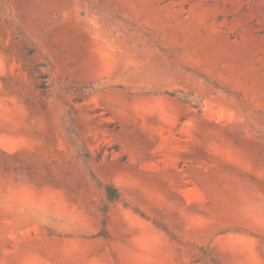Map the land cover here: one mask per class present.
I'll use <instances>...</instances> for the list:
<instances>
[{
  "label": "rangeland",
  "instance_id": "1",
  "mask_svg": "<svg viewBox=\"0 0 264 264\" xmlns=\"http://www.w3.org/2000/svg\"><path fill=\"white\" fill-rule=\"evenodd\" d=\"M0 264H264V0H0Z\"/></svg>",
  "mask_w": 264,
  "mask_h": 264
},
{
  "label": "trees",
  "instance_id": "2",
  "mask_svg": "<svg viewBox=\"0 0 264 264\" xmlns=\"http://www.w3.org/2000/svg\"><path fill=\"white\" fill-rule=\"evenodd\" d=\"M105 192H106L107 199L111 202L118 201L120 198L118 191L112 187H107Z\"/></svg>",
  "mask_w": 264,
  "mask_h": 264
}]
</instances>
